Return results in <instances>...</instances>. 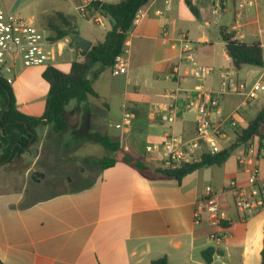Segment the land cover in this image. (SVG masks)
<instances>
[{"label": "crops", "instance_id": "crops-1", "mask_svg": "<svg viewBox=\"0 0 264 264\" xmlns=\"http://www.w3.org/2000/svg\"><path fill=\"white\" fill-rule=\"evenodd\" d=\"M191 2L198 19L184 0H151L140 7L143 16L127 35L125 72L112 75L106 68L91 83L97 98L89 96L87 100L100 107V134L119 143L118 151H109L116 159L112 166L98 168L90 182L81 187L34 199L19 190L15 181V172L31 145L20 157L0 165V264H151L161 257L166 258L167 264H207L202 253L209 249L210 264L260 263L264 207L242 218L233 209L230 196L221 195L229 222L222 228L213 227L205 213L198 223L194 222V211L205 186L219 191L231 179L244 181L237 159L249 148L258 150L256 138L249 146L236 147L220 166L199 168L180 181L158 173V154L146 151L147 147H158L168 134L185 139L194 135L195 106L200 93L197 88L217 92L224 74L235 76L246 91L259 80L264 85V0ZM82 3L0 0L7 12L45 29L49 17L60 12L70 17L77 36L92 46L103 40L107 20L104 18L103 29L81 17L76 8ZM215 9L217 13L213 12ZM76 18L97 26L101 30L99 36H83ZM221 27L228 28L243 43L257 41L263 66L235 70L219 36ZM182 35L197 64L212 68L209 76L193 78L188 62L181 60L178 76L169 77L180 60ZM65 39L67 47L57 50L50 65L59 70L62 67L64 70L60 71L67 73L71 62L81 61L82 56ZM65 48L68 54L63 58ZM43 70L39 66L24 68L13 83L18 86L21 78L30 79L37 73L41 76ZM13 91L15 94L14 88ZM47 91L46 83L40 114L31 112L32 102L19 103L15 94L18 108L31 116L41 115ZM263 106L264 89L248 99L244 94L219 97L220 114L214 120L234 114L236 122L235 128L225 126L227 138L221 142L224 148L234 140L235 130L244 128ZM125 111L131 116L129 123L116 128ZM167 117L172 121H167ZM42 128L41 141L49 133V127ZM260 150L259 179L264 184V143ZM40 154L41 150L35 156L36 163ZM123 156L141 160L146 168H135L122 161ZM32 165L28 164L23 176L36 171Z\"/></svg>", "mask_w": 264, "mask_h": 264}, {"label": "trees", "instance_id": "trees-1", "mask_svg": "<svg viewBox=\"0 0 264 264\" xmlns=\"http://www.w3.org/2000/svg\"><path fill=\"white\" fill-rule=\"evenodd\" d=\"M77 1L87 2L89 10L98 12L107 20L108 26L103 40L84 52L75 44L74 37L77 32L70 17L60 12L49 17L46 25L49 40L55 42L68 38L82 56V60H73L67 73L61 72L50 64L45 66L41 77L48 84V91L43 112L39 116H31L21 111L18 108L12 86L0 79V165L20 157L29 142L30 145L36 142L37 127L47 126L49 133L59 134L77 122L83 111L80 104L85 102L89 96L97 98V94L91 86L92 81L103 70L111 67L115 56L121 52L136 11L151 0H122L118 3H106L100 0ZM184 2L198 19V13L191 0H184ZM219 36L235 70H240L244 66L257 68L263 66L262 49L257 41L243 43L225 27L219 29ZM70 101H75V105L70 110H66ZM255 138L258 140L259 149L262 148L264 143V106L244 128L235 130L234 140L220 152L213 155L203 154L199 162L185 164L178 169H159L157 172L166 178L180 181L183 176L199 168L220 166L236 147L249 146ZM88 139L107 151L116 152L119 150V143L111 140L106 134L89 133ZM121 160L140 170L146 168L141 160L129 156H123ZM115 162L116 159L113 157H104L98 163L99 170L110 167ZM211 255V249L202 253L207 264L211 263ZM151 264H167V260L165 257H161L153 260ZM259 264H264V236Z\"/></svg>", "mask_w": 264, "mask_h": 264}, {"label": "built area", "instance_id": "built-area-1", "mask_svg": "<svg viewBox=\"0 0 264 264\" xmlns=\"http://www.w3.org/2000/svg\"><path fill=\"white\" fill-rule=\"evenodd\" d=\"M88 3L83 2L77 6L81 17H87L95 25L105 28L104 17L98 12L88 9ZM217 13L218 10H213ZM143 16L139 8L131 22L130 31L139 23ZM183 49L180 52L177 64L174 65L170 78L178 76L181 60L188 62L190 75L196 79H203L210 75L212 68L198 65L191 56L187 46V39L181 36ZM67 40L52 42L49 40V32L33 24L31 21L7 12L0 4V79L7 84H12L18 71L27 67L49 65L54 60L55 49L67 47ZM127 37L123 42L121 52L115 56L110 67L112 75H118L126 70L127 66ZM69 48V47H68ZM70 51H73L69 48ZM236 80L231 74H224L219 83L217 92H200L195 106L194 135L190 138L168 134L158 147H147V152H156L159 156L160 168L174 170L185 164L199 162L203 154H216L224 147L221 142L227 138L225 126L235 128L234 114L214 120L215 115L220 114L219 97L226 94H244L248 99L257 90H263L261 80L255 82L249 90ZM130 114L125 111L116 128L126 125L130 121ZM172 121L171 117L166 118ZM262 149V148H260ZM249 148L237 159L240 171L245 175L243 182L229 180L225 186L215 191L211 186H205L204 192L194 211V222H199V217L205 213L209 223L213 227H224L229 222L221 195H229L233 209L242 217L253 215L264 207V184L259 179L258 163L262 157V151ZM217 238V237H216Z\"/></svg>", "mask_w": 264, "mask_h": 264}, {"label": "rangeland", "instance_id": "rangeland-1", "mask_svg": "<svg viewBox=\"0 0 264 264\" xmlns=\"http://www.w3.org/2000/svg\"><path fill=\"white\" fill-rule=\"evenodd\" d=\"M76 22L81 27L80 33L83 36L89 37V34L92 33L99 36L101 33V30L90 22L80 18H76ZM56 53L57 48L55 49ZM67 54V48H65L63 58L67 57ZM57 59H61V57L59 56ZM45 66H39V70H43ZM60 70L64 69L61 67ZM17 83L18 86L16 83L12 85L18 102L24 104L32 102L31 112L35 115L40 114L44 100L43 95L46 92V82L37 73L30 79L21 78ZM74 104L75 101H70L66 109L73 107ZM80 106L83 111L77 122L70 126L71 128L59 134L47 133L43 141H41L40 134L43 128L39 126L36 129L37 140L23 155V163L15 172V181L19 184V190L29 194L31 198H44L89 183L99 168V161L104 157L113 156L112 153L88 139L89 133H101L100 125L103 117L100 116V107L91 99L82 102ZM23 110L28 112L26 108ZM40 150L41 154L36 163L35 156ZM26 163H33L32 169L41 173L43 177L33 181L31 179L32 172L26 177L23 176L25 168L28 167ZM67 179L70 181H65Z\"/></svg>", "mask_w": 264, "mask_h": 264}, {"label": "water", "instance_id": "water-1", "mask_svg": "<svg viewBox=\"0 0 264 264\" xmlns=\"http://www.w3.org/2000/svg\"><path fill=\"white\" fill-rule=\"evenodd\" d=\"M74 40H75L76 46L80 50H82L84 52H87L90 49L91 43L89 41H87V40H85V39H83V38H81V37H79L77 35L74 37ZM29 145H30V142H29L28 146ZM28 146L25 147L24 150H26L28 148ZM42 177H43V175L41 173H39V172L34 171V172L31 173V179L33 181H37L39 178H42Z\"/></svg>", "mask_w": 264, "mask_h": 264}, {"label": "flooded vegetation", "instance_id": "flooded-vegetation-1", "mask_svg": "<svg viewBox=\"0 0 264 264\" xmlns=\"http://www.w3.org/2000/svg\"><path fill=\"white\" fill-rule=\"evenodd\" d=\"M65 181L69 182V181H70V179H67V180H65ZM79 182H80V181H79ZM79 184H80V183H79ZM79 184H78V185H79ZM78 185H75V186H78Z\"/></svg>", "mask_w": 264, "mask_h": 264}]
</instances>
